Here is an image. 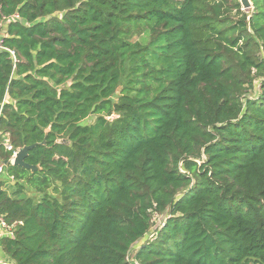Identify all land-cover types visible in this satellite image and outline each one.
I'll return each instance as SVG.
<instances>
[{
    "label": "trees",
    "instance_id": "obj_1",
    "mask_svg": "<svg viewBox=\"0 0 264 264\" xmlns=\"http://www.w3.org/2000/svg\"><path fill=\"white\" fill-rule=\"evenodd\" d=\"M250 2L0 0L10 264H264V0ZM29 146L39 169L9 163Z\"/></svg>",
    "mask_w": 264,
    "mask_h": 264
},
{
    "label": "built area",
    "instance_id": "obj_2",
    "mask_svg": "<svg viewBox=\"0 0 264 264\" xmlns=\"http://www.w3.org/2000/svg\"><path fill=\"white\" fill-rule=\"evenodd\" d=\"M18 20V16L17 15H13L12 17L8 18V20ZM0 51H7L8 53H10V55L14 58V53L8 49H5L2 47L1 45V40H0ZM6 148L8 150L11 149L10 146L6 145ZM16 153L13 154V156L11 157V159L9 160V163L11 165H13V162H14V155ZM3 170H4V165L0 162V175L3 173ZM18 224H21L20 223H13L11 225H8L2 216H0V239L2 238H11L13 239L14 238V230H15V227L18 225ZM0 264H10V261H8V263H6V261L4 260H1L0 259Z\"/></svg>",
    "mask_w": 264,
    "mask_h": 264
},
{
    "label": "water",
    "instance_id": "obj_3",
    "mask_svg": "<svg viewBox=\"0 0 264 264\" xmlns=\"http://www.w3.org/2000/svg\"><path fill=\"white\" fill-rule=\"evenodd\" d=\"M239 3L242 7L243 10H247L251 8V2L250 0H239ZM33 146H29V147H23L20 148L17 152L16 155L14 156V162L13 165L16 166H20L26 169H29L31 171H35L37 169H39L38 166H31L25 163V158L27 157L28 151L32 148ZM5 164H7V162H5Z\"/></svg>",
    "mask_w": 264,
    "mask_h": 264
},
{
    "label": "rangeland",
    "instance_id": "obj_4",
    "mask_svg": "<svg viewBox=\"0 0 264 264\" xmlns=\"http://www.w3.org/2000/svg\"><path fill=\"white\" fill-rule=\"evenodd\" d=\"M137 38H138V40H139L141 43L144 44V43L147 42L148 36H147V34H146L145 32H142L140 35L137 36ZM255 83H256V84H255V88H254V89H255V90H258V82L256 81ZM93 121H94V117H90V118L87 119L84 123L89 124V123H92ZM84 123H83V124H84ZM15 155H16V154H15ZM15 155H14V156H15ZM162 220H163V217H162V216H159V217H156V216H155V218H154V227L151 229V231L149 232V236L146 237V239L151 237V234H153L155 228H157V226L160 225V224L162 223ZM146 239H145V240H146ZM145 240H143V241H145ZM143 241H140V242L138 243V245H136V246L130 251V253H129V255H128L129 260H133L134 254H135V252H136V250H137V247H138Z\"/></svg>",
    "mask_w": 264,
    "mask_h": 264
},
{
    "label": "crops",
    "instance_id": "obj_5",
    "mask_svg": "<svg viewBox=\"0 0 264 264\" xmlns=\"http://www.w3.org/2000/svg\"><path fill=\"white\" fill-rule=\"evenodd\" d=\"M0 259L6 261V263H8V261H9V260L6 258V256L4 255V253L2 252L1 248H0Z\"/></svg>",
    "mask_w": 264,
    "mask_h": 264
}]
</instances>
